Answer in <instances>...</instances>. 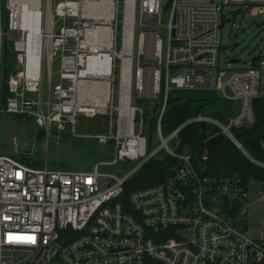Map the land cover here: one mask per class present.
I'll list each match as a JSON object with an SVG mask.
<instances>
[{
  "label": "built area",
  "instance_id": "obj_1",
  "mask_svg": "<svg viewBox=\"0 0 264 264\" xmlns=\"http://www.w3.org/2000/svg\"><path fill=\"white\" fill-rule=\"evenodd\" d=\"M84 1L37 0V59L36 65L30 67L29 30L21 25V8L18 3L5 1L9 16L5 30L0 0V122L3 114L23 122L26 115H33L40 127L54 125L63 131L70 124L74 131L76 115L92 117L100 113L90 116L88 104L81 103L78 108L73 104L76 76L90 55L83 40L87 29L96 22L93 15H84ZM109 2L110 20L100 17L99 21L107 23L104 25L112 36L108 102L112 99L115 62H119L118 107L115 133L98 134L96 138L100 143L115 141L116 158L112 163L144 158L141 167L155 152L146 154L147 139L141 133L144 114L131 105L133 83L135 94L140 97L157 98L163 89L155 126L161 146L174 162L164 181L124 195L125 183L133 172L117 177L100 172L98 165L91 171L51 170L33 167L0 151V264H264V207L259 236L251 238L245 225L248 205L244 209L241 205L248 196L249 184L257 180L245 182L236 174L207 175L203 168L194 165L190 151L181 146L179 138L180 129L187 123H210L251 163L264 168V161L249 153L233 133V129L249 126L255 120L253 102L264 93L260 72L255 68H219L223 51L220 27L231 20L227 17L229 8L244 6L264 17V0H122L120 27L119 0ZM164 10L166 24L160 21ZM4 37L13 40L17 62L23 66L7 77L6 92ZM99 40L95 37L96 42ZM54 59H59L60 80L69 85L64 87L60 82L53 89L48 86V100L44 101L43 62L50 82ZM147 62L152 63L153 69L152 97L143 95ZM123 82L129 83L127 115L119 109ZM204 87L238 101L236 115L225 124L198 115L164 137L161 117L170 88ZM28 94H36L37 99ZM260 148L264 150V140L260 141ZM261 201L264 202V195Z\"/></svg>",
  "mask_w": 264,
  "mask_h": 264
},
{
  "label": "rangeland",
  "instance_id": "obj_2",
  "mask_svg": "<svg viewBox=\"0 0 264 264\" xmlns=\"http://www.w3.org/2000/svg\"><path fill=\"white\" fill-rule=\"evenodd\" d=\"M5 1L2 0V28L6 30L9 16L5 10ZM227 17L230 16V21H224L220 27V41L221 46L232 45L238 42L239 45L231 52L221 51L219 55V68L234 70H246L255 68L260 72V88L264 91V17L251 8L233 5L229 8ZM122 18V0H119L117 5V21L118 27L121 25ZM162 24L167 22V10L163 11L160 18ZM71 25V20L68 21ZM138 28H136V34ZM165 44L166 33L164 31L163 37V61L165 60ZM120 46L119 31L117 34V41L115 48L118 50ZM3 55H4V88L6 92L7 77L17 69L22 70V64L17 62V52L13 47V40L4 37L3 39ZM231 58H239V62H230ZM137 55L134 53V65L137 63ZM142 59L140 58V62ZM115 66V81L111 82L112 99L108 102L107 113H97L89 117L78 114L75 117V130H71V125L67 124L66 129L58 131L54 125L50 128L40 127L35 122L33 115H26L24 119V126L14 133L16 141V152L11 155L28 165L33 167L48 168L51 170L63 171H91L98 165V170L103 173H108L117 177H124L133 172L127 183L141 168V162L144 158L136 160H117L116 158V144L112 139H107L106 142L100 143L96 138L98 134L115 133V107H118V73L119 65L116 60ZM144 68V96L152 97V82L153 69L152 63L147 62ZM212 74L214 69L210 70ZM64 87L69 85L68 81H61L59 77V59H54L51 65V77L49 82V75L46 70V63L43 62V100H48V86L51 89L59 83ZM163 92V89H161ZM216 92V91H215ZM201 92L198 89H174L170 88L168 94L171 97H178L181 99H191L194 104L203 103L198 96ZM216 98L212 99L210 104L202 106L200 112L208 115L207 117L215 118L220 123H227L228 119H218L214 115L219 109H227L236 114L239 109V104L229 101L216 92ZM135 88L134 83L131 93V105L140 108L144 112V121L141 133L147 139L146 154L151 155L155 152L154 157L163 159L167 157L166 150L161 146V141L158 137L156 126L150 125V120L157 112L155 111L162 103L161 95L156 98L155 103L138 104L135 102ZM28 97L36 100V94H28ZM7 94L3 97L5 101ZM264 98V93H263ZM52 101L53 98H51ZM45 108V107H44ZM159 109V108H158ZM218 113V112H217ZM226 116L225 112H222ZM214 115V116H212ZM139 131V123L136 122L135 132ZM165 137L166 135L163 134ZM169 147H173V143H168ZM248 196L242 202L243 209H246L245 225L248 230V236L257 238L260 230V218L262 217L264 202L261 197L264 195V184L255 181L248 186ZM246 206V207H245Z\"/></svg>",
  "mask_w": 264,
  "mask_h": 264
},
{
  "label": "trees",
  "instance_id": "obj_3",
  "mask_svg": "<svg viewBox=\"0 0 264 264\" xmlns=\"http://www.w3.org/2000/svg\"><path fill=\"white\" fill-rule=\"evenodd\" d=\"M163 98L161 91L159 96ZM190 99L167 96L161 117V132L166 136L189 118L191 113ZM254 122L242 128L233 129L236 139L256 159L264 161V150L260 141L264 140V98L254 100ZM162 103L155 110L157 114L151 118L150 125L155 126ZM144 114V112H143ZM145 117V115H144ZM216 118L221 119L216 115ZM181 146L190 151L194 165L213 177L240 176L245 182L254 179L264 183V168L251 163L243 153L216 126L207 122H191L179 131ZM174 159L167 155L163 159L149 158L133 179L125 183L124 195L129 192L151 187L164 181L168 175V167Z\"/></svg>",
  "mask_w": 264,
  "mask_h": 264
},
{
  "label": "bare ground",
  "instance_id": "obj_4",
  "mask_svg": "<svg viewBox=\"0 0 264 264\" xmlns=\"http://www.w3.org/2000/svg\"><path fill=\"white\" fill-rule=\"evenodd\" d=\"M12 3H18L21 8V25L29 30L30 67L36 65L38 35H37V17L39 13L37 0H10ZM84 15H93L95 23L90 25L85 34L83 43L90 48V55L86 65L82 68L75 80V108L81 103L88 104L90 107V116L96 112L104 113L108 106L110 84L108 80L109 59L111 53V32L107 24L111 18V3L109 0H85L82 3ZM103 17L105 23L100 22ZM99 37V41H95ZM130 60V58L128 59ZM154 83L152 82V90ZM129 107V83L122 84V98L120 111L122 115H127Z\"/></svg>",
  "mask_w": 264,
  "mask_h": 264
},
{
  "label": "water",
  "instance_id": "obj_5",
  "mask_svg": "<svg viewBox=\"0 0 264 264\" xmlns=\"http://www.w3.org/2000/svg\"><path fill=\"white\" fill-rule=\"evenodd\" d=\"M239 45L238 42L232 45L223 46V51L231 52ZM230 62H239V58H231ZM135 102L138 104H150L156 102L155 98H145L135 95ZM24 126V122L18 118L7 116L3 114L0 122V151L3 153H15L16 152V141L14 133L16 130L21 129Z\"/></svg>",
  "mask_w": 264,
  "mask_h": 264
},
{
  "label": "crops",
  "instance_id": "obj_6",
  "mask_svg": "<svg viewBox=\"0 0 264 264\" xmlns=\"http://www.w3.org/2000/svg\"><path fill=\"white\" fill-rule=\"evenodd\" d=\"M194 89H198L199 90V92H201L200 94H199V98L200 99H198V100H200V101H202L203 103H197V104H194L193 102H191V113L193 114V113H196L197 115L196 116H198V115H202V116H208V115H205V114H202L201 112H200V110H201V108H202V106L203 105H205V104H210V102H211V100L212 99H214V98H216V96H217V94H216V90H214V89H211V88H207V87H204V88H194ZM216 91V92H215ZM218 93V92H217ZM219 94V93H218ZM169 95V94H168ZM220 95V94H219ZM221 96V95H220ZM159 97V96H158ZM157 97V98H158ZM178 98V97H177ZM223 98H225V97H223ZM225 99H227V100H229V101H232V102H236V103H238L239 104V102L238 101H234V100H231V99H228V98H225ZM162 100H163V98H162ZM191 100V99H190ZM239 110V109H238ZM218 112V113H217ZM217 112L216 113H214V115L216 116V115H218V116H220L221 118H223V119H225V120H227V119H230V118H232L233 116H235L236 114H233L232 115V112L231 111H228L227 109H224V110H222V109H219V110H217ZM222 112H225L226 113V116H224L223 115V113ZM214 115H212V116H214ZM193 117H195V115L193 116ZM192 118V117H191Z\"/></svg>",
  "mask_w": 264,
  "mask_h": 264
}]
</instances>
